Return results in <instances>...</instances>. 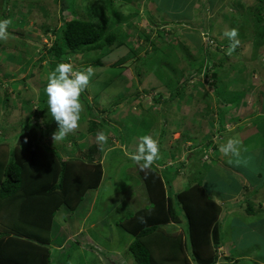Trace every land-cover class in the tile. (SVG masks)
<instances>
[{"label":"rangeland","instance_id":"rangeland-1","mask_svg":"<svg viewBox=\"0 0 264 264\" xmlns=\"http://www.w3.org/2000/svg\"><path fill=\"white\" fill-rule=\"evenodd\" d=\"M201 1L5 0L3 6L5 19H10L11 24L7 29V39L0 40V153L6 155L10 149L9 145L11 147L24 145L23 140L18 143L22 137L19 122L24 120L23 124L28 125L24 127L25 129L35 130L43 137L47 136L46 139H42L44 146L52 148L57 146L55 148L63 158L81 159L87 162V158L91 155L95 162H100L99 156L104 151L105 159L109 157L104 164L102 163L104 173L106 175L110 173L108 164L114 165L118 170V173L113 172L115 180L112 182L104 175L98 188L99 199L103 201L106 197L118 193L108 202V206H112L114 212L111 209L108 211L99 200L98 206L91 215V220L100 215L113 218V223H110L114 232L112 243L108 244L104 236L102 238L100 234V231L106 232L105 230L108 229L102 230L97 226L90 229L92 227L85 226L86 231L90 232H84L78 238L68 241L66 248L60 254V264L89 263L90 253L77 250V245H85L90 250L88 243H91L96 253L105 259L107 256L102 254V250L110 249L115 251L117 256H123L127 264H134L133 257L127 250L128 241L130 243L132 237L119 226H115L114 221L125 219L132 214V210L129 209L125 210L126 214L119 212V207L123 204L126 208L127 202L133 198V195L139 198L136 192L144 187L141 185L139 188L137 181L133 178L132 188L126 189L128 176L130 174L131 177L138 178V176L133 166L131 167L133 171L129 175H123L119 170L121 169L119 165L125 164L124 161L134 162L132 159L123 158V152L129 150L138 152L141 138L147 135L157 142L159 156L175 153L176 156L173 159L163 158L166 163L169 164L171 161L173 166L176 164L174 169L180 164H185L186 158L189 159L188 156L193 155L194 149H190L192 148L190 146L198 144V141L193 138H196L198 131L203 127L211 126L208 128L211 131H205L207 138L217 129L219 116H221L223 124L225 120L224 125L227 130L233 129L229 125L232 119L230 118L228 122L229 118L224 116L228 112L232 114L233 111L227 109L223 114L222 110L216 107L215 99L218 97L216 92L218 90L225 97L223 101L227 102L228 90L234 86L232 81L235 74L241 78V86L236 88L235 94L243 92L245 98L238 104L240 112L234 113L233 118L235 116L238 118L240 115L239 123L245 129L248 128L247 132L235 138L239 142L236 145L239 149V154L236 156L240 166L238 169L242 168V173L244 171L249 173V182L244 185L245 191L241 190L238 178L231 176L228 168L225 171L219 165L221 161L218 158L222 153L221 143L226 145L229 139H233V135L227 134V131L224 137L221 136L223 132L212 135V138L216 140L214 142L216 147L215 151L212 150L213 152L202 159L207 166L202 176L194 174L195 170L203 168L202 164L198 163L197 165L193 163V166L187 165L180 170L177 177L170 167L162 171L164 168H161L160 163L155 166L163 180L167 181L165 187L168 195L176 194L193 183L201 182L213 199L222 201L229 199L223 203L225 206L220 207L217 204L221 209L219 220H222V236L226 243L215 252L218 257L216 264H232L225 261L228 257L234 260L241 259L238 264H264V224L262 223L264 221V109L262 108V104L264 106V47L261 46L259 49L251 47V40H254L253 29L251 25L249 27L240 19L247 17L245 16L247 8L250 7H261L264 15V0L261 3L259 0L217 2L211 0L215 3L214 6L210 3L207 6L205 0H203L204 5H201ZM154 3L158 5L157 10L152 5ZM196 4L198 7L193 8ZM62 7L65 10L61 12ZM230 12L238 16L236 24L233 23L234 19L229 18ZM73 18L92 22L96 28L102 27L105 34H116L121 46L118 49L115 48L117 50L112 49V52L109 51L107 55H103L102 51H96L64 57L68 58L66 63H71L77 70L92 66L94 75L82 91L83 99L87 98L89 105L87 108L85 102L80 99L82 112L78 128L65 138L55 141L53 136L58 131V124L51 117L47 106L40 108L43 104V96H46L44 89L48 83V75L56 67L51 65L47 69L45 50L51 46L53 34L57 33L64 22ZM185 20L192 21L185 23ZM172 25L175 26L172 27ZM178 25L179 29H176ZM233 29L236 30L237 35L230 39L225 32ZM198 31L203 34L200 35ZM206 35L209 39H206ZM203 36L204 41H202ZM214 39L222 46L234 45L238 51L231 52L229 48L216 51L215 47L211 46ZM177 40L182 43L185 40L190 44L185 47L180 43L179 47H175L174 42ZM204 43L210 47L206 48ZM184 48L188 50L189 56L184 52ZM28 50L31 51V56L27 54ZM203 58L206 60L205 66H211L214 61L222 62L224 68H229L228 65H230L233 73L226 79L224 85L226 89L218 85L219 80L213 88L210 85L213 80L209 78V74L204 78L202 74L197 76L194 73L196 67L193 64L199 63ZM191 62L192 64H189ZM213 71L219 73L220 79L225 75L222 70ZM175 90H178L179 94H174ZM32 98L36 101H32ZM228 102L237 105V102L233 100L229 99ZM180 107L181 110H179ZM38 108L41 109V113L37 110ZM102 110L103 112L100 113ZM96 116L108 123L106 127L100 128L107 136V142H99L95 138V141L90 143L91 138L87 135L86 129L91 122L89 117L101 122L99 118H94ZM254 119L256 125L254 124L253 127L251 121ZM37 123L39 125L41 123V132L38 131ZM45 124L48 126L47 129L43 127ZM188 137L191 138V141L187 142L190 145L183 142ZM219 138L223 142H218ZM71 139L73 142L70 141ZM184 143L185 147L184 145L181 147ZM73 144L76 146L73 147ZM124 146L130 147L129 150L122 148ZM180 147L181 150L186 149L182 153L185 157L187 156L186 158L179 154ZM187 150H190L189 153ZM230 153L232 152L223 154L229 157ZM123 156L126 155L123 154ZM195 157L197 158V155ZM154 163L155 160L152 164ZM114 166L113 169H115ZM108 176L111 177V174ZM176 178L177 181L173 182ZM140 190L139 193H141ZM251 191H256V194L254 195ZM251 195L254 196L251 198ZM141 199V202L130 201L133 210L138 209L135 205H142L145 197L141 195ZM83 200L74 213L61 209L53 216L51 249L59 246L64 236L72 234L82 223V218L88 209L90 195ZM247 200L254 205L255 210L259 211L255 217L245 214ZM222 209L227 212V215L223 214ZM119 214L122 215L117 218ZM64 226H66L65 230ZM59 228L61 235L56 233ZM166 228L170 234L180 236L184 241L185 237L187 238L186 222L183 219L178 225L174 224V227ZM186 242L188 243V239ZM233 243L234 246H231ZM244 257L246 258L242 260ZM112 258H109L111 260L109 264H119Z\"/></svg>","mask_w":264,"mask_h":264},{"label":"trees","instance_id":"trees-1","mask_svg":"<svg viewBox=\"0 0 264 264\" xmlns=\"http://www.w3.org/2000/svg\"><path fill=\"white\" fill-rule=\"evenodd\" d=\"M205 2L207 6L208 3L213 6L215 4L211 0ZM261 2L262 0H259V3ZM4 4L5 0H0V20L5 19ZM201 5H204L203 0ZM239 7L241 8L240 5ZM64 10L65 8L62 7L61 12ZM247 10L245 15L247 17L240 19L249 27L251 25L252 38L254 37V40H251V47L259 49L261 46L264 47L263 9L250 7ZM229 18L234 19L233 23H237L238 16H234L232 12L229 13ZM53 35L51 46L45 50L49 67L61 62L66 63L68 58L64 57L67 55L74 56L96 51H102L103 55H107L112 49L117 50L121 46L116 34H105L102 27L96 28L94 23L76 18L64 22ZM206 39H209V36ZM215 40L211 42L213 43L211 46H214L216 51H224L228 48L231 52L238 51L234 45L222 46ZM180 43L182 42L175 41V47H179ZM182 44L187 47L190 43L184 40ZM207 46L205 44L206 48L210 47ZM184 52L189 56L187 49L184 48ZM205 64L204 58L199 63L193 64L196 67L194 73L197 76L202 74L204 78L209 74V78L213 80L210 84L213 88L217 80H219L218 85L224 87L226 79L233 73L230 65L229 68H224L222 62L217 61L211 63V66ZM213 70H222L225 73L224 77L220 79L219 73ZM240 79L239 75L235 74L232 81L234 86L228 90L229 96L226 100L237 102V105L232 106L235 108L245 98L243 92L235 94L236 88L241 86ZM216 92L218 94L215 99L216 107L225 112V109H229L227 104L231 102L225 103L223 101L225 97L221 92L218 90ZM173 93L179 94L178 90ZM134 95L136 96V93ZM80 99L88 108V100L83 99L82 93ZM42 101L40 108L47 106L45 95ZM2 105L5 107V103ZM40 108L37 110L41 113ZM102 112L103 110L100 113ZM89 118L91 122L89 121L90 124L86 129L87 134L95 136L98 131L103 132L101 129L108 125L100 117L94 118H99L101 122ZM219 120V128L223 129L221 118ZM23 123L24 120L19 122L22 137L18 143L23 140L24 145L11 147L6 155L0 153V264H49L48 245L54 222L53 216L61 208L71 213L77 211L85 195L89 191L98 190L103 171L101 163L95 162L91 155L87 158V162L81 159L61 158L58 150L44 146L42 137L37 131L25 129L24 127L28 125ZM47 128L45 124V129ZM41 130L42 128H38V131ZM123 140L126 142L125 139ZM70 141L73 142L72 139ZM75 146L76 144H73V147ZM135 163L145 185L149 206L115 222V226H119L132 237L128 252L132 255L134 264H216L218 257L215 252L226 243L219 222L221 209L203 184L196 182L176 194L173 193L174 195H168L165 187L167 181L163 180L154 164L142 169L140 165L143 161ZM202 166L203 168L195 170L194 174L202 176L205 165ZM255 192L252 191L253 194ZM253 206L250 201L247 203L245 209L247 216L259 214ZM181 219L186 222L185 241L180 236L170 234L166 228L174 227V224L178 225ZM229 258H225V261L232 264L240 262V259Z\"/></svg>","mask_w":264,"mask_h":264},{"label":"crops","instance_id":"crops-1","mask_svg":"<svg viewBox=\"0 0 264 264\" xmlns=\"http://www.w3.org/2000/svg\"><path fill=\"white\" fill-rule=\"evenodd\" d=\"M217 1H220V0H215V2H217ZM152 5H154V8L157 10L158 9V5H157V3H154V4H152ZM196 6L197 5H194V7L193 8H196ZM198 7V6H197ZM192 21V20H191ZM191 21H187V20H185L184 22L185 23H189V22H191ZM175 25H177V24H175ZM175 25H172V27H174ZM179 27V25L177 26V28L176 29H179L178 28ZM202 29V28H201ZM199 30V29H198ZM203 30V29H202ZM210 30V29H209ZM201 31V30H200ZM201 34H203V33H201L200 32V35ZM204 39L202 38V41H203ZM30 54V56H31V51L30 50H28L27 51V54ZM37 61L39 60V59H36ZM9 62H11V61H9ZM44 62V61H43ZM1 63H3V62H1ZM12 63V62H11ZM46 63H47V69H49L48 67H49V60L47 59L46 60ZM12 75V74H11ZM44 83V82H43ZM32 101H36L34 98H32ZM234 104H232V103H228L227 104V106H228V108L230 109V110H232L233 112H232V114H230L229 112H228V114H224L225 112H226V110L227 109H225V112H222L223 114H224V116H226V118H229L227 121L229 122V120H231L232 121V123L231 124H229V125H231L232 127H233V129H234V131H233V129L232 130H227V128L225 127V120H224V124L222 123L223 121L221 120V125H222V127H223V129H220L219 128V125H217V129H215V132H211L212 134H208L209 136L206 138V134H205V131H211L210 129H208L209 127H211V126H207L206 125V127H203V129H201L200 131H198V133H197V136H196V138H193V140H197L198 141V144L196 145V146H190V147H192V148H190V149H194L192 152H193V155H191V157L190 156H188V158L189 159H187L185 156H184V154H182L183 153V151L184 150H186V149H183V150H181V147L184 145V147H185V143H187V142H189V141H191L190 139L191 138H189L188 137V139H184L183 140V142H185L184 144H182L181 145V147H180V155H183V157H185L186 158V163L185 164H180L179 165V167H176L175 169L173 168V167H175V165L176 164H174V166H173V164H171V161H170V163L168 164V163H166V161H165V159L163 160V158H170V159H173L176 155H175V153L174 152H172V154H169V153H167L168 155L167 156H159V158L158 159H156L155 160V163H154V166L156 165V164H161V168H164V170H162V171H166V169L168 168V167H170L171 168V171L173 172V173H175V172H177L178 174H179V172H180V170H182V169H184L187 165L188 166H190V165H192L193 166V163H194V165H197V163L198 164H202V165H204V161H202V159H203V157H206L207 155H208V153H210V152H213L212 150H214L215 149V143L214 142H216V140H215V138H212L213 136L212 135H214L215 133H219L220 132V134L223 132V134L221 135V136H225L226 135V131L228 132L227 134H231V136L233 135V139L235 140V138H236V136H238L239 134H241V135H243V133L244 132H247V130H248V128L247 129H245L239 122L241 121L240 119H239V117H240V115H238V118L235 116V118H233L234 117V113H238V112H240V109H239V105H238V107H232ZM262 108L264 109V106H263V104H262ZM182 108L180 107V109L179 110H181ZM221 113V114H222ZM222 114V115H223ZM234 114V115H233ZM219 118H221V116H219ZM231 118V119H230ZM37 121V120H36ZM226 121V122H227ZM237 121V122H236ZM255 119L254 120H252L251 122H252V124L251 125H253V127H254V124H255ZM234 122H236V123H234ZM212 123H213V121H212ZM214 125V124H213ZM256 125V124H255ZM37 126H38V128L39 129H41L42 128V126H41V123H40V125L39 124H37ZM43 127H45V125H43ZM252 129V128H251ZM73 133V132H72ZM225 134V135H224ZM46 135V134H45ZM87 135H90V143L94 140L95 141V138H96V136H93V135H91V134H87ZM200 136V137H199ZM12 137V136H11ZM42 137V139L44 138V139H46L47 138V136H45V137H43V136H41ZM222 138V137H221ZM221 138H219L218 140V142H223V140H220ZM1 139H2V137H1ZM3 139H5V138H3ZM238 139V138H237ZM19 141V140H18ZM65 141V140H64ZM5 144H7V143H5ZM188 145H190V143H187ZM222 144V146L224 145V143H221ZM9 145V144H8ZM9 147L11 148V146L9 145ZM55 147H57V146H54V148ZM64 147V146H63ZM138 147H139V145H138ZM137 147V148H138ZM122 148H125L126 150H129L128 148H130V147H126V146H124V147H122ZM56 149V148H55ZM79 149H80V147H79ZM187 149H189V147H187ZM57 150V149H56ZM202 150H204V151H202ZM189 151L190 150H187V152L189 153ZM215 151V150H214ZM216 151H217V149H216ZM122 153V152H121ZM137 153V151L136 150H129V151H127V152H123V154H125L126 156H123V154H122V157L123 158H125L126 157V159H131V156L133 155V154H136ZM231 155H229V157H226L224 154H223V152L222 153H220V157L218 158V160H220L221 162L219 163V165L221 166V168H222V170H225L226 171V168H228L229 170H230V173H231V176H235V177H237L238 178V180H239V183H240V188H241V190H243V191H245V186L244 185H246L247 184V182H249V180H248V176H249V173L247 172L246 173V171H244L243 173L241 172V170H243L242 168L239 170L238 169V167H240L239 166V163H238V161H237V159H236V156L237 155H234V154H232V153H230ZM105 152L103 151L102 152V155H100L99 157L101 158L100 159V162L99 163H101V166H102V171H103V175H102V180H103V177H104V175H105V177H107L108 179H109V181L110 182H112V180H115V176H114V174H113V172H115V173H118L117 171V169L115 168V166L114 165H110V164H108L109 165V168H110V170H109V174H105L104 173V167H103V165H102V163L104 164V162L109 158H106L105 159ZM159 155V154H158ZM188 155V154H187ZM195 155H197V158L195 157ZM63 158V157H62ZM63 159H68L67 157L66 158H63ZM93 160H94V158H93ZM103 160V161H102ZM125 162V164H122V165H119L120 167H121V169H119L120 171H121V173L124 175V174H127V175H129L130 173H131V171H133V169L131 168L132 166H133V168L136 170V174H137V176H138V178L136 177V176H134V177H131V174H130V176H128L129 177V180H128V178H127V185L125 186L126 187V189L128 190L129 188H132L131 187V185L133 186V181L134 180H136L137 181V183H138V186H139V188L141 187V185H143V187H144V189L143 188H141V190H140V192L141 193H139L138 191L136 192V194H138L139 195V198L137 197V196H134L133 195V198L131 199V200H133V201H136V200H138V202H141L140 200H142L141 199V195H143L144 197H145V199L143 200L144 202L142 203V205H135V207L136 208H138V209H134L133 210V207L132 206H130V201L131 200H129L128 202H127V205H126V208H124V205L122 204L120 207H119V212H122L123 214L125 213L126 214V212H125V210L126 209H129V210H132V213H135L136 211H138V210H141V209H143V208H145L144 206L145 205H148L149 206V202H148V197L146 196V194H147V192H146V189H145V185H144V183H143V180H142V178H141V176L139 175V173H138V171H137V169L135 168V167H137V165H136V163H135V161L134 162H129V161H124ZM206 162V161H205ZM237 162V163H236ZM113 163H114V161H113ZM218 165V166H219ZM113 166H114V168L115 169H113ZM135 166V167H134ZM156 167V166H155ZM205 167H207L206 166V164H205ZM220 168V167H219ZM220 168V169H221ZM114 170H116V171H114ZM160 170V169H159ZM184 171V170H183ZM111 174V177H109L108 175H110ZM178 174H176V175H178ZM221 174H222V172H221ZM259 176H260V174H258ZM125 177V176H124ZM133 178H134V180H133ZM102 180H101V182H102ZM130 181V182H129ZM173 181V180H172ZM177 181V178H176V180H174L173 182H176ZM109 182V183H110ZM206 183V182H205ZM204 186V188H205V185H203ZM109 188H112V186H109ZM134 189H135V187H133ZM206 189V188H205ZM241 190H240V192H241ZM207 191V190H206ZM146 192V193H145ZM208 192V191H207ZM252 192V191H251ZM130 193H131V191H130ZM133 193H134V191H133ZM135 194V193H134ZM135 194V195H136ZM88 195H90V200H89V205H88V209H87V211H86V213L83 215L84 217L82 218V223L80 224V226H78V229L76 230V231H74L72 234H68V235H66V236H64V238H63V241L61 242V244L59 245V246H57V247H53V249H51L50 248V244L48 245V248H49V264H60V262H59V258H60V254L63 252V250L66 248V244L68 243V241L70 240H72V239H76V238H78L79 236H80V234H83L84 232L85 233H87V232H90V231H86V228H85V226H87L88 228H90V227H92V228H90V229H94V228H96V226H97V228H102V230H105V229H108V230H105L106 232H103V231H100L101 233V237L102 236H104V239L105 240H107V243L108 244H111L112 243V240L114 239V232H113V229H112V227L110 226V223H113V218H111V217H108V216H103V215H100V217H98V216H96V218L95 219H93V220H91V215L93 214V212H94V210H95V207L96 206H98L97 205V203L99 202V200H101V205L103 204V206H106L107 207V209H108V211H109V209H111L112 210V212H114V210H113V208H112V206L111 207H109L108 206V202H110L111 200H113V198H114V195L116 196V195H118V193H115L114 195H112V196H108V198L106 197V199L103 201L102 199H99V193H98V190L97 191H89L86 195H85V199L88 197ZM105 196H107V195H105ZM254 195H251V198L253 197ZM130 197V196H129ZM212 198V197H211ZM227 198H229V196H227ZM213 199V198H212ZM231 199H233V198H231ZM146 200H147V202H146ZM214 201H215V203L216 204H218L220 207L221 206H225L223 203L224 202H226V201H228L229 199H226V201H222V200H220V199H213ZM246 200V199H245ZM232 201V200H231ZM248 202H249V200H248ZM147 203V204H146ZM140 204V203H139ZM63 211H65L66 209H64V208H61ZM60 209V210H61ZM59 210V211H60ZM110 210V211H111ZM58 212V211H57ZM56 212V213H57ZM222 212H223V214H225V215H227V212H225V210L224 209H222ZM128 214V213H127ZM2 215H3V213H2ZM56 215V214H55ZM122 214H119V216H117V218H119L120 216H121ZM125 216V215H124ZM247 216V215H246ZM256 216V215H255ZM255 216H252V217H255ZM89 220H91V221H89ZM116 221H118V219H116L114 222H116ZM240 221V220H239ZM219 222H220V225H221V223H222V220H219ZM262 223L264 224V221H262ZM85 224V225H84ZM89 225V226H88ZM52 229H53V227H52ZM63 229L65 230L66 229V226H64L63 227ZM52 231V230H51ZM59 231V232H58ZM56 233H59L60 235H61V231H60V228H59V230H58ZM108 231V232H107ZM0 232H1V230H0ZM104 233H107V235H103ZM89 237H92L90 234H87ZM50 237H51V232H50ZM103 238V237H102ZM131 243V242H130ZM129 241H128V244H127V250H128V246H129ZM85 244V243H84ZM91 249L89 250V249H87V247L84 245H77L78 247V249L77 250H79V251H85V252H89L90 253V255H91V258L89 259L90 261H89V263H87V264H109L108 262H110L111 260L109 259L110 257L112 258V256H114L112 259H115L116 261H118L119 262V264H122V263H125V264H127V262L126 261H124V257L123 256H117L116 254H115V251H113V250H110V249H105V251L104 250H102L103 251V253L102 254H105V256H107L106 257V259L105 258H103L100 254H98V253H96V250L95 249H93V246H92V244L91 243H88L87 244ZM231 246H234V243L233 244H231ZM88 247V248H89ZM92 250V251H91ZM100 250V249H99ZM245 256V255H244ZM237 258H241V257H237ZM246 257H244L242 260H244ZM241 260V259H240ZM62 264V263H61ZM71 264V263H70Z\"/></svg>","mask_w":264,"mask_h":264},{"label":"clouds","instance_id":"clouds-1","mask_svg":"<svg viewBox=\"0 0 264 264\" xmlns=\"http://www.w3.org/2000/svg\"><path fill=\"white\" fill-rule=\"evenodd\" d=\"M10 19L0 20V40H6L8 37V26ZM225 35L230 39L236 37L235 29L226 31ZM94 75L92 66L84 70L73 68L71 63L61 62L56 65L54 70L48 75V83L44 89L47 97V108L51 117L58 124V131L54 133V140H61L72 133L79 126L80 114L82 112L81 93L88 86L90 79ZM99 142H107V136L99 132L96 137ZM239 142L229 139L227 144L221 147L225 154L232 152L239 154L237 144ZM159 149L157 142L151 136L141 138L138 152L131 156V159L140 163L141 168L149 167L154 160L159 158Z\"/></svg>","mask_w":264,"mask_h":264}]
</instances>
